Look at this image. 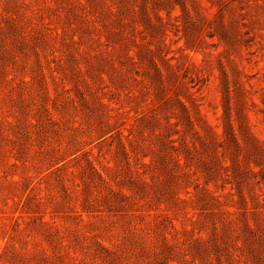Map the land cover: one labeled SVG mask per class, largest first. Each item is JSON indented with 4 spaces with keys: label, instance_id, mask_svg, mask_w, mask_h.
I'll return each instance as SVG.
<instances>
[{
    "label": "rangeland",
    "instance_id": "1",
    "mask_svg": "<svg viewBox=\"0 0 264 264\" xmlns=\"http://www.w3.org/2000/svg\"><path fill=\"white\" fill-rule=\"evenodd\" d=\"M0 264H264V0H0Z\"/></svg>",
    "mask_w": 264,
    "mask_h": 264
}]
</instances>
